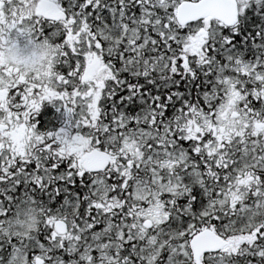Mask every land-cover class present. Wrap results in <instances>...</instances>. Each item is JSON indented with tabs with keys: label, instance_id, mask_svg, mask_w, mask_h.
<instances>
[{
	"label": "snow or ice",
	"instance_id": "obj_1",
	"mask_svg": "<svg viewBox=\"0 0 264 264\" xmlns=\"http://www.w3.org/2000/svg\"><path fill=\"white\" fill-rule=\"evenodd\" d=\"M0 264H264V0H0Z\"/></svg>",
	"mask_w": 264,
	"mask_h": 264
}]
</instances>
